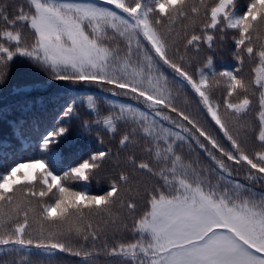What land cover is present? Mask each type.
Returning a JSON list of instances; mask_svg holds the SVG:
<instances>
[{
    "label": "snow or ice",
    "instance_id": "1",
    "mask_svg": "<svg viewBox=\"0 0 264 264\" xmlns=\"http://www.w3.org/2000/svg\"><path fill=\"white\" fill-rule=\"evenodd\" d=\"M229 40L233 62L218 67ZM21 60L48 78L37 88L92 86L130 102L61 98L36 137L40 155L0 172V264H57L59 253L81 264H264V0H0V85ZM189 93L214 131L189 111ZM80 106L95 117L80 127L118 136L119 150L64 170L62 122L79 120ZM14 148L0 141V156ZM101 179L102 193L87 190Z\"/></svg>",
    "mask_w": 264,
    "mask_h": 264
},
{
    "label": "trees",
    "instance_id": "2",
    "mask_svg": "<svg viewBox=\"0 0 264 264\" xmlns=\"http://www.w3.org/2000/svg\"><path fill=\"white\" fill-rule=\"evenodd\" d=\"M224 46H227L224 45ZM231 48V41L228 42V51ZM233 61L227 60V63H232ZM217 66L220 64L216 61ZM244 74L248 77L251 76V65L247 62L244 67ZM48 78L41 72H39L34 65L30 64L26 60H21L19 62L14 63L9 70L8 78L3 85H0V141L8 142L15 146V152H33L36 151L38 153V157L40 155V151L38 148L33 147L31 144L36 143V137L38 132L42 130L41 119H49L52 116L54 117L58 112V103H63V99L66 98L67 95L75 96L93 94L100 97H106L107 99H113L119 102H130L125 97H113L108 93H102L99 89L92 86H72L75 91L71 93H66L63 89H61L58 85L59 82H49L51 86H46L43 88H37L35 85L46 81ZM19 90H23V95L19 94ZM221 97L222 90L217 92ZM216 93V94H217ZM218 98V99H219ZM190 102L189 111L193 112L197 117L201 120L202 123L205 124L206 127L209 128L210 131H214L213 124L210 117H207L201 114L197 107V98H195L191 93L188 96ZM27 102L31 107V111L27 114L21 108V105ZM256 108V100L253 98V113L248 117L249 123L253 126H257V122L254 118V112ZM100 109L102 114H106L108 110V105L106 101H102L100 104ZM78 112L80 115V119H73L71 122L67 118L62 122L63 126H67L70 128V133L68 137V142L62 146L61 151L65 155V159L67 161L65 165L66 167L71 165L76 157L84 156L86 158V154L97 149H105L110 148L113 153H116L118 149V136L113 138L111 134L101 131L99 129L94 128V130L89 133L80 127L81 121L83 120H93L95 117L86 109L85 106H80L78 108ZM30 121V124L25 125V137L20 136V132L16 131L14 134L15 122L19 121L21 124H24V121ZM34 123L36 125H34ZM61 122L57 121V126ZM121 131H123V126H121ZM99 132V136L103 138L104 143L101 144L99 139L97 138L96 133ZM222 136V133H219ZM251 136V133H250ZM251 143V141H250ZM143 144V142H141ZM13 151V150H10ZM187 151V149H185ZM137 156L143 155L140 149H136ZM125 153H120L121 159L126 156ZM203 160V155L201 156ZM243 177V170H241L240 178ZM78 190L84 187L83 182H76L73 185ZM108 187V184L103 180H93L90 185L87 186V190L92 194L102 193ZM116 211H122L120 209H116ZM123 215H127L126 211L122 212ZM129 227L131 226V221L128 220ZM120 238H130L129 233H122ZM74 240V239H73ZM82 241H76V245L80 244ZM83 243V242H82ZM111 244L112 241L110 240ZM91 247V244L88 245ZM97 247H100V244H97ZM58 256L71 257L64 253H59ZM77 258L78 257H72ZM0 259H9L8 257H0ZM35 260V257L33 258ZM97 261H100L102 264H106V257L101 255ZM39 264V263H37Z\"/></svg>",
    "mask_w": 264,
    "mask_h": 264
},
{
    "label": "rangeland",
    "instance_id": "3",
    "mask_svg": "<svg viewBox=\"0 0 264 264\" xmlns=\"http://www.w3.org/2000/svg\"><path fill=\"white\" fill-rule=\"evenodd\" d=\"M216 96H217V98H219L220 95L217 93ZM73 243H74V244L76 243V240H75V239L73 240ZM81 243H82V242H81ZM81 243H80V244H81ZM77 246H79V245L77 244Z\"/></svg>",
    "mask_w": 264,
    "mask_h": 264
}]
</instances>
